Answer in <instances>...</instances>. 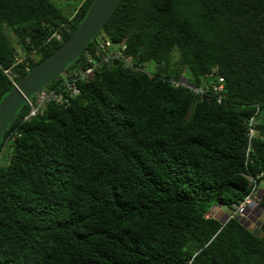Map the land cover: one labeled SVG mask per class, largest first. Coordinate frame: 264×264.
<instances>
[{
  "label": "trees",
  "instance_id": "16d2710c",
  "mask_svg": "<svg viewBox=\"0 0 264 264\" xmlns=\"http://www.w3.org/2000/svg\"><path fill=\"white\" fill-rule=\"evenodd\" d=\"M93 2L69 19L52 0H0V101L3 69L25 75L15 57L33 68ZM102 39L139 69L110 60L66 106L23 120V103L2 133L0 264H264V0H120L64 73ZM250 176L255 230L209 215L239 204Z\"/></svg>",
  "mask_w": 264,
  "mask_h": 264
},
{
  "label": "built area",
  "instance_id": "2783aa9c",
  "mask_svg": "<svg viewBox=\"0 0 264 264\" xmlns=\"http://www.w3.org/2000/svg\"><path fill=\"white\" fill-rule=\"evenodd\" d=\"M66 31H69L67 24L62 25ZM50 38L56 40L62 39L61 31L52 32ZM126 46L125 44H113L109 39H102L97 42L94 47V53L96 57L93 56L92 52L85 51V59L82 65L70 70L67 73H64L62 80L56 87H43L39 89L36 93L29 95L25 98L24 104L27 106V112L23 116V120H26L30 117L36 116L37 114L42 113L43 108L48 103H55L58 105L66 106L69 102V99L72 96H75L79 92L77 82L88 78L94 70L98 69L104 63L112 60H118L122 63L124 67L130 68L132 70L139 69L132 61V57L125 53ZM17 63H22L26 71H29V63L24 60V57L17 56L15 57V65ZM3 73L12 81L13 85L15 83L14 78L17 77V73L12 70V67L3 69ZM62 73V74H63ZM223 78L219 77L218 82L212 85L213 92L220 93L223 90ZM176 84H181L188 86L193 92H202L201 88L193 87L187 83L185 78H180L175 82ZM220 100V98H218ZM247 131L245 132L248 138L247 151H249V140L254 132L255 121L253 117H250L247 121ZM251 190L246 195V197L233 208L230 209L229 217H237L240 220L245 219L246 211L249 208H257V198L259 195V188L255 182V179L250 176Z\"/></svg>",
  "mask_w": 264,
  "mask_h": 264
},
{
  "label": "water",
  "instance_id": "95a60500",
  "mask_svg": "<svg viewBox=\"0 0 264 264\" xmlns=\"http://www.w3.org/2000/svg\"><path fill=\"white\" fill-rule=\"evenodd\" d=\"M120 0H94L87 14L69 36L25 75L19 77L0 101V138L26 97L47 86L97 36ZM262 190H259L260 197ZM222 223L225 220H220Z\"/></svg>",
  "mask_w": 264,
  "mask_h": 264
},
{
  "label": "rangeland",
  "instance_id": "374dc122",
  "mask_svg": "<svg viewBox=\"0 0 264 264\" xmlns=\"http://www.w3.org/2000/svg\"><path fill=\"white\" fill-rule=\"evenodd\" d=\"M56 1L55 3H58V0H52ZM69 3H73V0H70ZM62 5L59 4V6ZM230 213V209L224 207V206H213L210 209L209 215L214 216L216 218H219L220 220H226L228 214ZM245 219H242L241 221L246 224L247 227H249L251 230H255V226L258 224V222L263 217V211L260 208H249L246 211Z\"/></svg>",
  "mask_w": 264,
  "mask_h": 264
},
{
  "label": "crops",
  "instance_id": "0c3cea01",
  "mask_svg": "<svg viewBox=\"0 0 264 264\" xmlns=\"http://www.w3.org/2000/svg\"><path fill=\"white\" fill-rule=\"evenodd\" d=\"M69 1L70 0H58L56 4L61 13L70 19L84 0H73V3H69ZM61 3L62 5L59 6Z\"/></svg>",
  "mask_w": 264,
  "mask_h": 264
}]
</instances>
